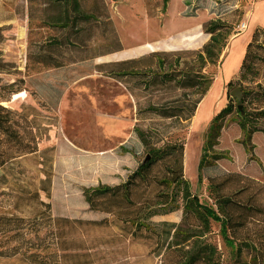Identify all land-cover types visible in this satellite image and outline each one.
Wrapping results in <instances>:
<instances>
[{"label":"rangeland","instance_id":"374dc122","mask_svg":"<svg viewBox=\"0 0 264 264\" xmlns=\"http://www.w3.org/2000/svg\"><path fill=\"white\" fill-rule=\"evenodd\" d=\"M80 2L84 11L95 12V18L82 25L75 36L73 32L68 36L65 30L43 23L62 9L54 0H0V84L16 79L14 87L25 89L18 98L11 96L9 101L1 103L9 106L25 102L44 116L39 122L43 128L38 150L0 168V212L15 213L27 220L36 215L39 231L22 244L19 237L0 235V264H31L25 257L28 252L24 253L28 247L29 251L38 248L43 264H162L159 246L165 230L170 228L163 222L179 223L182 215L177 180L186 178L192 191L204 203L212 204L213 194L205 178L212 171L211 164L216 162L223 168L220 164L223 159L239 162L234 152L224 147V137L240 146L245 157L241 166L255 163L256 169L264 174V165L251 144L253 133L260 131H251L238 117L236 98L230 95L229 87L225 85L223 91L222 86L221 104L215 116L223 109V102L234 107L230 115L216 116L203 134L207 157L201 183L197 185L202 147L199 143L209 113V98L197 118L193 121L194 113L189 126L182 128L146 109L151 103L174 97L177 90L170 91L156 84L146 86L137 78L125 77L133 95L122 82L93 67L103 65L108 71L117 70L123 66L114 60L143 46L170 47L171 39L179 34V45L186 46L170 49L174 51L169 52L166 63L169 66L173 54L188 56L194 51L185 43L189 39L194 37L199 43L200 37H207L206 42L209 41L205 28L210 20L216 19L211 9L225 10L220 18L230 28L229 42L247 29V26L246 29L239 27L242 22L248 25L257 19L255 8L259 3L264 5V0H200L207 8L198 9L194 19L183 16V0H167L165 4L163 0ZM261 21L263 25L254 24L252 31L257 26L264 29V19ZM178 29L179 32L174 31ZM172 31L178 34L167 37ZM51 38L63 43L48 50L44 41ZM227 44L218 56L208 58L205 71L217 73ZM117 48L121 49L109 52ZM42 50L46 52L45 57H55L62 65L50 68L37 62ZM136 100L141 109L140 120L136 118ZM252 107L251 102L246 104L251 115L254 114ZM135 125L151 135L150 141L167 131L164 141L180 140L183 146L155 162L147 171L146 180H137L130 198L139 200L140 196L138 202L147 205L146 208L111 213L110 210L126 203L117 194L93 195L92 209L85 194L93 186L123 182L147 157L133 131ZM121 144H127L128 148L117 149ZM136 220L144 225H135ZM206 240L216 247L220 264H234V249L223 241L218 222L210 221ZM13 246L19 247L15 255L11 251ZM241 260L244 264H258L255 253L250 250L242 251Z\"/></svg>","mask_w":264,"mask_h":264},{"label":"trees","instance_id":"16d2710c","mask_svg":"<svg viewBox=\"0 0 264 264\" xmlns=\"http://www.w3.org/2000/svg\"><path fill=\"white\" fill-rule=\"evenodd\" d=\"M54 1L62 6V9L52 16H48L43 23L45 26L59 31L65 30V35L71 36L73 32V36H75L82 25L88 24L95 18L94 11H84L80 0ZM166 1L163 0L164 4ZM183 4L185 5L184 17H195L198 9L207 8L200 3V0H183ZM210 12L216 19L210 20L205 28V32L209 34V41L188 56L182 53L173 54L174 59L169 66L166 63L170 58V51L156 50L149 54V57L155 60L154 66L140 67L139 61L129 60L115 63L123 66L117 70L109 69L112 71H108L107 67L103 65L93 67V70L122 82L131 94H133L132 89L126 85L124 79L128 76L139 79V83H144L146 86L156 84L160 87L164 86L170 91L177 90L178 93L174 97L161 103H151L146 109L161 118L169 119L170 124L176 123L182 128H186L215 75V71H205V64L208 62V58L220 54L230 35L229 26L220 18L225 10L217 8L211 9ZM65 35L64 41L66 42ZM44 43H46L45 47L50 50L60 47L63 42L58 38H51ZM214 48H216L215 53ZM120 49L117 48L109 52ZM162 52L165 55L162 56ZM45 54L46 52L42 50L40 60L37 58V62L50 68L62 65L57 58L48 55L45 57ZM16 82L17 80L13 79L11 82L0 84V168L13 163L24 155L35 153L38 150L43 128L39 122L40 119H44V116H40L36 107L25 102L9 106L1 103L9 101L14 93L25 90L24 88H15ZM245 83L248 86H245ZM226 86L230 88V91L235 87L240 88L241 100H235V112L251 128V131H260L264 136L263 28L257 26L252 31L238 73L226 83ZM249 102L253 104V115L249 114L246 109V104ZM135 104L136 118L140 120L141 109L137 100ZM238 104L242 105L243 112L237 109ZM233 107L230 103L226 104L216 116L230 115ZM216 116L215 114L212 116L210 126ZM133 131L144 147L147 157L132 170L123 182L114 185L93 186L89 194H85L86 201L91 208L93 195L107 197L117 194H120L121 199L126 203L113 208L109 211L111 213L122 209L146 208L147 205L138 202L140 196L139 200L130 198L131 192L137 185V180H146L145 175L155 162L163 160L167 155L174 154L183 146L180 140L172 143L164 141L167 131L161 133L162 136L153 141H150L151 135L138 125L134 126ZM161 141L162 144L159 145ZM127 148V144H121L117 149L125 150ZM206 157V147L203 144L197 168V185L202 180V167ZM214 159L216 160L218 157L215 156ZM211 169L212 171L207 173L205 178L213 194L212 204L204 203L199 195L192 191L191 184L186 178L177 180L180 184L182 215L179 223L163 222L170 228L165 230L163 241L159 246L162 250V264H220L216 247L206 240L212 220L219 223V233L225 244L234 249V264H244L241 260L243 250L253 251L258 264H264V182L240 172L221 168L216 162L211 164ZM134 224L144 225L143 222H137V220ZM38 231L39 223L36 215L27 220L24 216L15 213L0 212V235L10 234L14 238L19 237L22 244L28 241L27 238L35 236ZM52 235H54L53 232ZM18 248V246L11 247L12 255L18 253ZM34 249L29 251L28 247L24 250V253L28 252V255L25 256L26 259L31 264H43V258H40L38 248ZM50 253L52 254V252ZM51 258L54 260L56 257L54 255Z\"/></svg>","mask_w":264,"mask_h":264},{"label":"crops","instance_id":"0c3cea01","mask_svg":"<svg viewBox=\"0 0 264 264\" xmlns=\"http://www.w3.org/2000/svg\"><path fill=\"white\" fill-rule=\"evenodd\" d=\"M256 14H257V19L254 20L253 22L250 21L248 23V25H246V23H245V26H247V29L245 27L244 28V29H246L245 31L234 35L231 38V40L228 42L226 51L220 60L219 69H218L217 73H215V76H214V78H213V80L209 86L207 93L204 95V97L201 99V101L197 105V108L195 110V115L193 117V121L197 118V116L199 115L200 109L202 108L204 103L209 98V101H210L209 102V113L205 117V124L203 125L202 130H201V138H200L201 141L199 143V147L202 146V144H203V134L206 131V129L209 127L212 116L214 115V113L216 112V110L219 108V106L221 104L219 97H220V92H221L222 86H223V91H224L226 83L229 80H231L233 77H235V75H237V73H238V70H239V67L241 64V60H242V57H243V54L245 51L246 44L251 37L252 26L254 24H259L261 26L263 25V23L261 21L264 19V5L263 4H260V3L257 4V6L255 8V15ZM192 18L194 19V18H196V16L192 17ZM182 28H187V27L184 26ZM195 29H197V28H195ZM179 30L180 29L174 30V31L179 32ZM184 30H186V29H184ZM174 31H172V33L169 34L167 37H170L171 35L176 33ZM201 33H203V29H201ZM246 33H247V35H246ZM177 34L178 33H176L175 35H177ZM167 37L165 39H167ZM174 38H176V40H174ZM174 38H172L170 41V47H167V48L165 47V49L161 48V46L163 44L161 46L159 45L157 47H153L151 45L143 46L138 50L135 49V50L130 51L129 54H127L124 58L114 60V61L125 62V61H129V60H136V61H139L138 63L140 65V67H146L148 65L154 66L155 65L154 58L149 57V54L151 52L159 50V49L164 50V51H171L170 49H174V46H177V47H179V46L185 47L186 46V45H179V41H180L179 34L177 36H174ZM206 40H207V37L205 39L200 37L199 43H198V42H196V38L193 37L192 40L189 39V41H187L185 43L188 44L187 47L189 49L197 50V49L201 48V46L204 45ZM138 47H140V46H138ZM117 62H115V63H117ZM224 106H225V104L223 102V107ZM231 125H233V124H231ZM231 127H234V126H231ZM228 134L229 133H227V135ZM224 139H226L224 147L226 149H229L230 152H234V154L237 156V159L239 162H232L228 159H223L220 161V164L222 165V167L226 170L237 171V172L249 175L253 178L259 179V180L264 182V174L256 169L255 163L251 162V163L247 164L246 166H241V164L245 161V157L240 152V146L237 145L232 140L228 139L227 137H224ZM185 144H186V142H185ZM251 144L254 145V147H253L254 153L259 158L260 162L264 165V136H263V134L261 132L253 133V135L251 136ZM199 151L200 150L198 149L197 153H199ZM184 160H185V156H184Z\"/></svg>","mask_w":264,"mask_h":264},{"label":"water","instance_id":"95a60500","mask_svg":"<svg viewBox=\"0 0 264 264\" xmlns=\"http://www.w3.org/2000/svg\"><path fill=\"white\" fill-rule=\"evenodd\" d=\"M230 95L235 97L237 101L241 100V91L239 87H235L230 91ZM237 109L240 110L241 112H243L242 110V105L238 104L237 105Z\"/></svg>","mask_w":264,"mask_h":264},{"label":"bare ground","instance_id":"6f19581e","mask_svg":"<svg viewBox=\"0 0 264 264\" xmlns=\"http://www.w3.org/2000/svg\"><path fill=\"white\" fill-rule=\"evenodd\" d=\"M23 92H18L13 94V99L18 98Z\"/></svg>","mask_w":264,"mask_h":264},{"label":"built area","instance_id":"2783aa9c","mask_svg":"<svg viewBox=\"0 0 264 264\" xmlns=\"http://www.w3.org/2000/svg\"><path fill=\"white\" fill-rule=\"evenodd\" d=\"M241 29H244L246 26H245V23L244 22H242L241 24H240V26H239Z\"/></svg>","mask_w":264,"mask_h":264}]
</instances>
